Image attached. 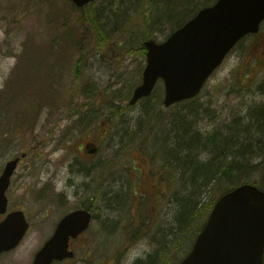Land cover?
I'll return each mask as SVG.
<instances>
[{"label":"rangeland","instance_id":"1","mask_svg":"<svg viewBox=\"0 0 264 264\" xmlns=\"http://www.w3.org/2000/svg\"><path fill=\"white\" fill-rule=\"evenodd\" d=\"M212 1L216 0H96L91 9L78 10L61 0H0V144L5 130L10 132L0 147V175L9 160L25 153L27 157L18 171L23 172L20 175L29 173L36 177L28 192L20 187L14 190L13 177L8 191L9 210L14 208V199L20 201L22 193L26 200L24 206L36 210L39 204L33 194L40 193L41 186L51 175L62 177L63 182V177L69 174L66 166L72 163L76 165L74 171H80L78 175L95 176V183H100L99 191L105 186L113 193L112 215L121 225L107 233L99 231L95 236L97 241L80 251L77 260L64 264H135V260L141 258H145V264H177L182 257L181 249L188 252L192 248L193 236L184 243L182 238L180 246L178 242V170L163 167L177 138L175 113L182 111L181 115L188 118L189 115L183 107L177 110V107L165 109L161 106L159 111L154 108L158 99L161 102L164 99V86L160 84L153 98L128 109L112 122L107 118L111 115L113 97L120 99L118 105L128 107L135 88L142 83L146 61L136 49L143 36L146 34L164 42L179 24L191 19L204 3L212 4ZM90 18H95L108 39L106 48L100 47L99 33ZM63 29L64 35H72L69 46H73L76 39L84 48L83 52L82 49L73 51L71 60H64L65 66L60 62L61 57L57 59L63 67L54 86L59 91L66 88L70 99L75 98L76 103L86 106L87 120L77 129L73 128L75 118L70 119L69 112L39 102L35 117L32 114L35 118L32 126L15 131L14 122L5 119L14 116L6 104L22 89L30 90L26 88L29 79L26 76L31 78L34 72L27 70L32 63L26 53L28 43L33 40L42 45L57 41L54 47L33 51L34 61L40 59L43 52H63L64 49L57 45ZM48 59L54 63L56 57ZM261 65H264V25L259 35L243 40L208 81L195 103L199 110L194 127L205 135L219 131L228 135L229 130L237 129L244 121L247 124L249 113L256 114L258 108L264 107V89H259L264 78ZM239 70L244 72L240 79L248 74L249 78L257 76V80H246L241 88L240 80L234 78ZM51 77L48 75L49 81ZM41 79L40 82L45 77ZM71 128L67 135V129ZM86 142L96 144L99 152L94 156L86 154ZM208 155L202 154L199 158L205 162ZM104 177H108V182ZM153 178L157 188L152 187L151 192L157 189L158 196L141 197L139 202L138 196L143 195L137 190L138 182L146 179L149 189L154 186L150 185ZM263 178L261 173L255 174L252 181L264 189ZM39 179L41 182L34 185ZM26 180L30 185V178ZM88 188L83 189V196L90 200L94 195L91 185ZM187 189L182 195L191 190ZM207 200V195L203 194L202 201L207 203ZM149 208H152V225L133 231L136 209H140L141 222L145 223ZM91 233L90 237L94 236ZM45 234L31 232L18 248L0 256V264H32ZM84 253H90L87 260L83 259ZM165 255L168 257L164 259Z\"/></svg>","mask_w":264,"mask_h":264},{"label":"water","instance_id":"2","mask_svg":"<svg viewBox=\"0 0 264 264\" xmlns=\"http://www.w3.org/2000/svg\"><path fill=\"white\" fill-rule=\"evenodd\" d=\"M70 1L83 8L95 0ZM263 21L264 0H218L200 10L166 42H146L143 83L130 104L149 97L161 79L166 107L197 97L230 51L248 34L258 33ZM96 152L95 148L89 151ZM18 160L9 161L0 177V215L7 212L6 192ZM88 224L84 211L66 218L36 255L34 264L73 257L68 250L69 236L77 237ZM28 226L22 212L9 214L0 223V254L16 248ZM179 264H264V191L243 184L221 196L192 250Z\"/></svg>","mask_w":264,"mask_h":264},{"label":"trees","instance_id":"3","mask_svg":"<svg viewBox=\"0 0 264 264\" xmlns=\"http://www.w3.org/2000/svg\"><path fill=\"white\" fill-rule=\"evenodd\" d=\"M208 5L210 4L206 2L203 4V7ZM92 7L93 4L84 9H91ZM66 23L67 22H64V24ZM90 23L94 25V29L99 33L98 39H100L99 41L101 42L100 47L106 48L108 45V42L106 41L108 39L103 36L99 24L95 22V18H90ZM182 24H179V27ZM63 32L64 29L61 31L59 38L60 43L58 42L57 45L60 46L61 49H64V51L55 54H46V52H43L38 57L40 59L35 61L34 53L36 50L46 49L43 48L45 46L54 47V43L57 41L53 40L50 43L46 42V44L43 43L42 45H38L36 42H33V40L28 43L26 53L28 57L32 58V63L27 70L34 72L36 77L33 78L32 76L34 75H32L31 78L26 76V79L29 78L27 79L28 84L26 88L30 89L29 92L31 91V94L26 92L25 89H22L21 92L14 97H11L6 104L9 111L14 112V116H7L5 119L14 122L13 125L15 124V131L18 130V128H28L29 126H32V123L35 121V113L40 108L39 102H44L52 108L63 109L69 112V118H75V125L73 128L77 129L85 120H87L86 117H88L89 111H85L86 106L84 104L79 105L78 101L76 103L75 98L74 100L70 99L66 88L59 91L54 86L55 79L61 76L60 68L63 67V65L65 66L64 60L68 62L71 60L73 51L84 48L78 40L76 41V39L74 40V45L69 46L68 40L71 39L72 35L70 33L64 35ZM149 38V35L145 34L143 36L142 42L136 49L139 54L145 56L146 49L144 47V42ZM70 49H72L71 52ZM33 51L34 53H32ZM81 52H83V49ZM50 56L52 58L56 57V59L53 60L54 63L49 62L48 58ZM58 58L60 59V62H63V65H59L60 62H58ZM76 66L78 67V64ZM261 68H264V65H261ZM242 72L243 71L239 70L234 76L235 80H240V83H242L241 88L246 80H250L249 82L257 80V76L249 78L248 74H244V78L240 79ZM48 75L52 76L50 81ZM43 77H45V79L40 82ZM262 84L263 86H259L261 91L264 89V78ZM132 90L133 89L129 91L126 97H129ZM113 98V105L110 107L111 115L107 118L108 122L113 118L123 116L125 112L130 109V106L123 107L122 105H118L117 101L120 100L118 97L114 96ZM198 99L199 98L192 101H186L171 108L174 109L177 107L178 110V107H183L184 111L187 113L186 115H189V118L181 115L182 111H177L175 113L177 138L169 158H167L166 163L163 165L164 168H170L171 166L173 170H178V176L180 179L177 192L179 206L177 217L179 222V246L182 238L183 243L185 240H189L192 236L196 239L197 235L205 225L215 202L221 195L244 183L258 185V182L252 181V176L259 173L264 176V112L261 111L264 110V107L263 109L258 108L255 112L256 114H253L251 111L249 113L250 115L247 116L248 123L246 124L244 121V123L237 129L231 128L233 131L230 132L231 130H229L228 135L220 131L213 133V135H205L194 127L199 110V108H196L195 106ZM155 103L156 105L154 108L157 107L159 111L162 102L158 99ZM195 108L196 114L194 112ZM162 113L163 110L161 109L160 114ZM32 114L34 117H32ZM194 114L195 117H191L192 119H190V116H193ZM11 121H9V124ZM73 128L70 130L67 129V135L71 133ZM9 135L10 132L8 129L5 130L4 138L0 147ZM136 136L137 135H134L133 137L136 138ZM202 154H209L207 161L203 162L200 160L199 157ZM138 183L139 189L142 192L141 194L147 192L151 195V188H157L154 178L153 180L150 179V185L154 186H150L149 189V185L147 184L148 181L146 179H142V181H139ZM181 183H184V185ZM183 186L191 188V190L184 195H182V192L188 191V189H184ZM203 194L208 197V200L206 201L207 203L202 201ZM200 203H202V206L198 207ZM150 205L152 204L150 203ZM181 250L183 253L182 257H179V261L187 255L191 249L188 252H186L185 249ZM158 254L160 255V253ZM167 257L168 255H165L164 259ZM166 264H168V262Z\"/></svg>","mask_w":264,"mask_h":264},{"label":"flooded vegetation","instance_id":"4","mask_svg":"<svg viewBox=\"0 0 264 264\" xmlns=\"http://www.w3.org/2000/svg\"><path fill=\"white\" fill-rule=\"evenodd\" d=\"M87 144L88 142L85 144V146ZM23 160L24 159L20 161L19 166L24 163ZM66 167L69 169V174L63 177V182L62 177L51 175L48 181L44 182L41 186L40 193L36 195L33 194L32 197H34L36 202L39 204V207H37L36 210H34L33 208L27 209L24 206L26 200L24 197H22L23 193L20 194V197L18 198L20 199V201L14 199V208L12 210H8V213L17 211H21L24 213L29 224L26 238L31 234V232L46 233L44 235L45 239L41 243L42 246L41 248L39 247L40 250L54 238L59 225L64 220H66L68 216L82 210H86L88 214H90V223L84 230V232L77 237L69 236V251L74 253V257L67 258L62 261H54L52 262V264H64L69 261L77 260L80 251L89 248L93 244V242L97 241V238L95 236L99 235V231L107 233L110 230L114 231L115 228H119V226H121L120 224L115 223V217L114 215H112L114 211L112 210L113 206L111 207L110 203L113 193H110L109 188L105 189L104 186V188L99 191L98 189L100 187V183H95V176L83 177L78 175L77 172L79 170L75 169L76 171H74L73 167L76 168V165L72 163H68ZM18 170L19 168H17L14 173V190L20 187V189L22 190L23 188H25L23 192H28L30 190V186L33 184L32 180L34 181L36 177L30 175L29 173L20 175L21 171L19 172ZM27 178H30V185L26 180ZM104 179H107L106 182H108V177H104ZM79 181L81 182L78 183ZM39 182H41L40 179L37 182H34V185ZM93 184H95L96 186ZM90 185V191L93 193L94 198L87 200L84 197L85 195L83 196V194L85 193L83 192V189H89L88 187H90ZM137 190L140 191L139 187H137ZM155 194H159L157 189L154 192H151V195L150 193L145 192L144 194H141L143 196L138 197V201L140 202L141 197H149ZM151 209L152 208L147 209L148 211L146 215L148 221H146L145 223L141 222L140 209H136L134 219L135 225L133 226L135 227V229L133 231L142 229L145 225H147V227L149 224L152 225L153 215ZM29 214H31V217H29ZM5 218L6 216H0V223ZM70 229H75V227H70ZM90 232H93L91 234H93L94 236L90 237ZM2 255H5V253L0 254V256ZM89 255L90 253H84L83 259L87 260ZM35 256L32 264H34L36 258ZM141 260L143 259H138L135 264H144Z\"/></svg>","mask_w":264,"mask_h":264}]
</instances>
